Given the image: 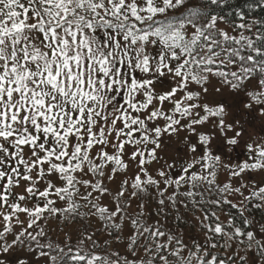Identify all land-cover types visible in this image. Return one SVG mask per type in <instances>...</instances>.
I'll return each instance as SVG.
<instances>
[{"label":"snow or ice","instance_id":"snow-or-ice-1","mask_svg":"<svg viewBox=\"0 0 264 264\" xmlns=\"http://www.w3.org/2000/svg\"><path fill=\"white\" fill-rule=\"evenodd\" d=\"M257 8L264 0H0V264H264ZM181 134L178 166L159 153ZM145 196L177 223L180 208L199 212L202 238L149 223ZM84 216L128 254L94 251V234L48 239L51 217Z\"/></svg>","mask_w":264,"mask_h":264},{"label":"trees","instance_id":"trees-1","mask_svg":"<svg viewBox=\"0 0 264 264\" xmlns=\"http://www.w3.org/2000/svg\"><path fill=\"white\" fill-rule=\"evenodd\" d=\"M239 3H245V0H238ZM247 2H251V0H247ZM193 4L198 3V0H192ZM254 16L259 18H264V10L257 8L254 10ZM154 195V193H153ZM146 204L150 205L153 222L155 220H159L161 224H163L166 228L171 229L175 232V228H182V229H190V232L193 229H196L195 224L193 223V218L200 215L199 212L184 210L180 208V215L183 217L184 223H177L175 220V216L177 215L174 209L166 208L164 212H167V216L161 213L159 216L156 215L157 211H159V207L155 201V199L146 196ZM86 211L85 209H81V212ZM256 219H261V213H255ZM24 219V217H21ZM149 218V219H150ZM165 221H168L167 225L164 224ZM170 224V225H168ZM46 231L48 233V239L51 240L54 244H59L61 247H64L66 243H71L72 245H76L79 241L88 234H94L93 240H96L99 244V247L93 249L96 252H99L101 255H110L112 252L119 251L121 255H127L126 253L122 252L119 247L116 246V243L112 242V238L107 235L106 232L103 230V223L95 217L91 216H84L82 218L78 217L76 219H66L64 217H51L47 224L45 225ZM200 231V228L198 229ZM196 232V231H195ZM201 232V231H200ZM70 238V239H69ZM197 239V238H195ZM105 241L109 243L106 245ZM85 245L91 249L92 241H85ZM67 251V248H65ZM56 255L55 252L52 253ZM143 253H141L142 255ZM35 259V258H33ZM37 264H46L44 258H40L37 261Z\"/></svg>","mask_w":264,"mask_h":264},{"label":"rangeland","instance_id":"rangeland-1","mask_svg":"<svg viewBox=\"0 0 264 264\" xmlns=\"http://www.w3.org/2000/svg\"><path fill=\"white\" fill-rule=\"evenodd\" d=\"M216 82L215 80H212L211 84L209 85V91L210 93L213 91V87L212 85H214ZM253 131L264 135V132H261L260 130V125H259V121L256 122V126L253 129ZM183 135L181 134V136L179 137H172L170 139H166L164 146H163V150L159 153L164 160H167L169 163L175 162L178 166L180 164H182L185 160L189 159V155L186 153V149H185V145L183 143ZM235 156L241 158V159H247V157L244 155L243 149L241 148L238 152L235 153ZM153 167H155V165H153ZM176 171H179V168L177 167ZM253 179L256 181V183H260L261 181H264V173H260V174H253ZM245 182H248V178H245ZM116 185H113V187H115ZM147 202L146 200V196H145V203ZM140 203L139 200H136L133 202L132 204V210H135L138 206V204ZM150 211H151V207H150ZM193 223L195 224L196 229H193V231L190 232V229H182V228H175V231L177 229H180L183 239L186 242H190L192 239H201V232L198 230L199 227V222L197 221L196 217L193 218ZM153 222V218L149 219V223ZM167 223H169L168 221H165L164 224L167 225ZM170 225V224H168ZM196 231V232H195ZM124 235H127V230H125ZM117 247H119V249L128 254L126 249L124 248V246L122 244L117 245Z\"/></svg>","mask_w":264,"mask_h":264}]
</instances>
